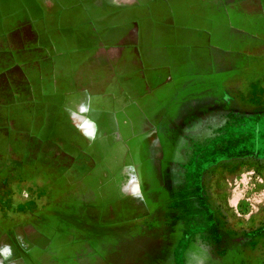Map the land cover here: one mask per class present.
<instances>
[{"label": "rangeland", "instance_id": "obj_1", "mask_svg": "<svg viewBox=\"0 0 264 264\" xmlns=\"http://www.w3.org/2000/svg\"><path fill=\"white\" fill-rule=\"evenodd\" d=\"M172 13L218 17L225 114L171 174V85L144 72ZM259 159L264 0H0V264H264V202L226 204L224 179L260 193Z\"/></svg>", "mask_w": 264, "mask_h": 264}, {"label": "crops", "instance_id": "obj_2", "mask_svg": "<svg viewBox=\"0 0 264 264\" xmlns=\"http://www.w3.org/2000/svg\"><path fill=\"white\" fill-rule=\"evenodd\" d=\"M173 15L175 20L174 26L168 25L167 36H164V33L161 31L159 33V37L161 38L156 40L157 36H154L156 31L152 34V42L150 43L155 49H159L160 47L166 50L169 53L168 58L166 61L149 62L150 67H146L144 72V76L147 78L149 70L163 71L160 83L171 85V97L168 98L171 100V106H169L171 107V174L173 172L172 168L175 170L172 164H175L176 168L180 169L176 164L187 161L189 154H192L189 148L186 149L189 145L187 141L192 137V133H196L199 138L204 137L203 133L205 131L210 133L212 137L219 135L220 131L218 132L215 126L223 125L224 122L221 121H223L225 114L224 95L220 88V83L223 82L224 66L223 45L218 42L216 31L218 28V17L211 13L203 14L209 21L208 25L197 27L193 24H180L177 22V14L172 13ZM180 31H183L184 34H180ZM191 34L193 36L206 35V39L193 40ZM184 35L188 37H184ZM177 85H181V87ZM230 109L228 108L227 110ZM176 132L184 133V137L182 136L183 143H181V139H176ZM182 146L183 149L181 150L182 152L180 151V154L177 149H181ZM201 154L202 151H200ZM239 158L247 157H235L232 159ZM259 160L262 161L263 159ZM219 161L210 162L208 167L217 164ZM183 169L186 168L183 167ZM205 170L202 172L201 193L209 207H213L214 204H210L208 201V197L210 196H208L207 191L208 183L204 182V179L207 180V176L203 175V173L205 174ZM210 173L206 172L208 175ZM219 175L222 174L213 172L209 175L212 181L210 183V190H215V198L219 195V186L212 179L216 180ZM240 176L241 174H233L224 177L228 182L226 190L228 191L227 199L229 202L226 204L240 207V203L243 200L252 204L253 202L254 204L260 201L264 202V188L260 190V193L248 196L249 190L253 189L254 186L258 187L256 183L248 184V181L252 178V174L251 176H247L244 173L242 175L243 178ZM176 178L177 176L174 179L176 180ZM174 179L171 177L172 190H175Z\"/></svg>", "mask_w": 264, "mask_h": 264}]
</instances>
